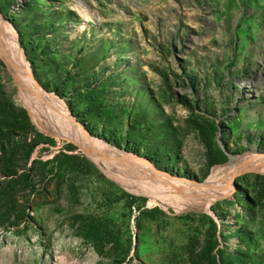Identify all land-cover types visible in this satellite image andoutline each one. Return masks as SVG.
I'll return each instance as SVG.
<instances>
[{"label": "rangeland", "instance_id": "374dc122", "mask_svg": "<svg viewBox=\"0 0 264 264\" xmlns=\"http://www.w3.org/2000/svg\"><path fill=\"white\" fill-rule=\"evenodd\" d=\"M0 21L113 151L198 184L264 156V0H0ZM17 70L0 55V264H264L263 172L204 210L152 198L129 158L33 115Z\"/></svg>", "mask_w": 264, "mask_h": 264}, {"label": "bare ground", "instance_id": "6f19581e", "mask_svg": "<svg viewBox=\"0 0 264 264\" xmlns=\"http://www.w3.org/2000/svg\"><path fill=\"white\" fill-rule=\"evenodd\" d=\"M4 22V21H3ZM5 23V22H4ZM15 29L0 21V55L6 57L13 68H18L17 79L20 83V99L33 113H45L69 140L78 142L86 151L104 158L105 161L117 163L116 155H121L133 162V167L142 179L148 181L150 197L175 203L181 209H207L218 198L228 195L235 177L244 172H259L264 175V156L254 153L234 159L230 164L214 168L209 178L201 184L175 179L158 172L150 163L113 151L108 146L92 140L88 134L70 119L66 106L51 93L44 91L33 79L29 65L19 47ZM16 73V71H15ZM18 82V81H17ZM119 151V150H118Z\"/></svg>", "mask_w": 264, "mask_h": 264}, {"label": "trees", "instance_id": "16d2710c", "mask_svg": "<svg viewBox=\"0 0 264 264\" xmlns=\"http://www.w3.org/2000/svg\"><path fill=\"white\" fill-rule=\"evenodd\" d=\"M99 178V177H98ZM100 179V178H99Z\"/></svg>", "mask_w": 264, "mask_h": 264}, {"label": "water", "instance_id": "95a60500", "mask_svg": "<svg viewBox=\"0 0 264 264\" xmlns=\"http://www.w3.org/2000/svg\"><path fill=\"white\" fill-rule=\"evenodd\" d=\"M137 157V156H136ZM139 158V157H138Z\"/></svg>", "mask_w": 264, "mask_h": 264}]
</instances>
